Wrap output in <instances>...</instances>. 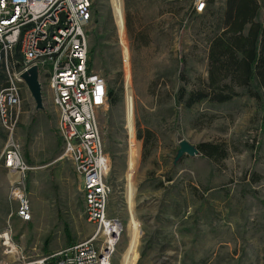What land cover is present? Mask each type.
Returning <instances> with one entry per match:
<instances>
[{
    "label": "rangeland",
    "instance_id": "1",
    "mask_svg": "<svg viewBox=\"0 0 264 264\" xmlns=\"http://www.w3.org/2000/svg\"><path fill=\"white\" fill-rule=\"evenodd\" d=\"M226 1L201 16L191 0L93 1L90 57L116 101L98 113L112 188L107 213L122 227L111 264H264V100L244 90L222 105L180 100L207 82ZM42 89L37 110L23 87L14 134L30 167L32 222L16 216L0 162V264H28L96 233L63 156L59 111ZM181 141L217 146L219 155L175 164ZM6 142L0 135V156ZM8 230L11 247L1 238Z\"/></svg>",
    "mask_w": 264,
    "mask_h": 264
},
{
    "label": "built area",
    "instance_id": "2",
    "mask_svg": "<svg viewBox=\"0 0 264 264\" xmlns=\"http://www.w3.org/2000/svg\"><path fill=\"white\" fill-rule=\"evenodd\" d=\"M93 1L0 0V133L7 136L0 162L9 173L16 216L23 223L33 219L26 194L30 167L14 134L26 87L22 75L37 67L59 111L63 156L81 180L85 215L96 228L91 239L28 264H111L120 241L122 227L107 213L112 188L98 113L107 105L108 88L90 57ZM212 1L191 0L194 14L204 15ZM9 236V230L2 234L4 246Z\"/></svg>",
    "mask_w": 264,
    "mask_h": 264
},
{
    "label": "trees",
    "instance_id": "3",
    "mask_svg": "<svg viewBox=\"0 0 264 264\" xmlns=\"http://www.w3.org/2000/svg\"><path fill=\"white\" fill-rule=\"evenodd\" d=\"M213 3L214 0L204 15L211 13ZM260 9L259 0L226 1L221 24L217 26L220 31L209 46L207 82L203 89L188 96L182 91L180 95L187 108L206 101L218 105L229 103L239 96L240 90L258 103L264 100V24L257 21ZM115 102L109 90L108 103ZM197 148L208 158L219 155L218 147L211 144Z\"/></svg>",
    "mask_w": 264,
    "mask_h": 264
},
{
    "label": "water",
    "instance_id": "4",
    "mask_svg": "<svg viewBox=\"0 0 264 264\" xmlns=\"http://www.w3.org/2000/svg\"><path fill=\"white\" fill-rule=\"evenodd\" d=\"M22 79L24 80L32 98L35 101L37 110H42L44 108L42 92L43 89L39 79L38 68L32 67L22 75ZM198 155H200V152L196 146L191 145L187 141H181L179 143V151L175 158V164L184 156L196 157Z\"/></svg>",
    "mask_w": 264,
    "mask_h": 264
},
{
    "label": "crops",
    "instance_id": "5",
    "mask_svg": "<svg viewBox=\"0 0 264 264\" xmlns=\"http://www.w3.org/2000/svg\"><path fill=\"white\" fill-rule=\"evenodd\" d=\"M0 135H4V133H0ZM0 158H1V156H0ZM2 164V163H1ZM1 167H3V165L1 166ZM4 168V167H3ZM5 169V168H4ZM6 170V169H5ZM75 174V173H74ZM76 176V175H75ZM77 177V176H76ZM77 179H78V182H79V186H81V180L77 177ZM8 183H9V177H8ZM80 189H81V187H80Z\"/></svg>",
    "mask_w": 264,
    "mask_h": 264
},
{
    "label": "bare ground",
    "instance_id": "6",
    "mask_svg": "<svg viewBox=\"0 0 264 264\" xmlns=\"http://www.w3.org/2000/svg\"><path fill=\"white\" fill-rule=\"evenodd\" d=\"M7 246H9V247H11V243H10V241L9 242H7V244H6ZM11 253H13V252H9L8 254H11Z\"/></svg>",
    "mask_w": 264,
    "mask_h": 264
}]
</instances>
